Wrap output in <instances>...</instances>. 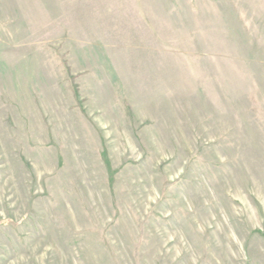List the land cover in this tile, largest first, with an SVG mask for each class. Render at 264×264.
<instances>
[{
  "label": "rangeland",
  "instance_id": "1",
  "mask_svg": "<svg viewBox=\"0 0 264 264\" xmlns=\"http://www.w3.org/2000/svg\"><path fill=\"white\" fill-rule=\"evenodd\" d=\"M0 264H264V0H0Z\"/></svg>",
  "mask_w": 264,
  "mask_h": 264
}]
</instances>
